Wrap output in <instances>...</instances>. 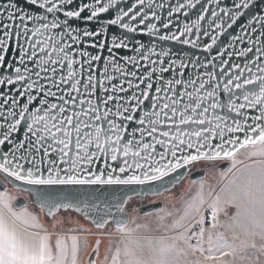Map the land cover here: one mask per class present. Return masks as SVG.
Here are the masks:
<instances>
[{"label": "snow or ice", "instance_id": "6c2138e0", "mask_svg": "<svg viewBox=\"0 0 264 264\" xmlns=\"http://www.w3.org/2000/svg\"><path fill=\"white\" fill-rule=\"evenodd\" d=\"M0 174V264H264V0L0 2Z\"/></svg>", "mask_w": 264, "mask_h": 264}, {"label": "rangeland", "instance_id": "374dc122", "mask_svg": "<svg viewBox=\"0 0 264 264\" xmlns=\"http://www.w3.org/2000/svg\"><path fill=\"white\" fill-rule=\"evenodd\" d=\"M209 166V163L206 162V161H198V162H194L193 163V166H192V169L194 168H200V167H208ZM213 172V173H212ZM207 175H209V177H214L215 179L217 177H219V174H218V170L217 169H214V168H211L207 171ZM211 175V176H210ZM1 176V175H0ZM2 177V176H1ZM189 179L186 177L184 178L179 184H177L176 187H179L181 186L183 183L187 182ZM175 187V188H176ZM8 188L10 190H12V186L10 184H8ZM173 188L170 192H167V193H163L162 195H159V196H154V195H147V196H144L143 198H140V197H133V199L131 201H129V205L126 206V210L128 211L129 213V216L131 217L132 215H134L135 213H133L131 210L132 209H136L140 204H143V203H146V202H150V201H155V200H161L163 202V205L165 206V204L167 203L168 204V201H169V197H172L173 199V193L172 191L175 189ZM22 195L23 197H25L23 194H20ZM140 215V214H139ZM142 216V215H141ZM67 218L69 219H80V220H83V217H81L78 213H75V212H69L67 214ZM85 221V220H83ZM87 222V221H86ZM89 223V222H88ZM72 226V225H71ZM75 227V226H73ZM96 230V229H95ZM109 231H114V227L113 226H109ZM97 231V230H96Z\"/></svg>", "mask_w": 264, "mask_h": 264}, {"label": "water", "instance_id": "95a60500", "mask_svg": "<svg viewBox=\"0 0 264 264\" xmlns=\"http://www.w3.org/2000/svg\"><path fill=\"white\" fill-rule=\"evenodd\" d=\"M0 2H4V0H0ZM142 39H144L146 41L147 37H142ZM226 166H227L226 164H222L221 168H224ZM211 168H212V166L194 168V169H192V172L187 176V178L189 180H197V179L203 178L206 175V172L209 169H211ZM180 171L183 172L184 170L181 169ZM0 175L2 176V177L0 176V191H2L3 190L2 186L7 184V181L5 180V177H4L3 174H0ZM173 175L175 176L176 174H173ZM7 187H8V184H7ZM123 191L124 190L122 189L117 194L118 195L122 194ZM137 191H140V188H137ZM128 194L132 195V197H140V198L144 197V196L136 195V194L132 193L131 191H129ZM148 195H152V194H148ZM23 201H25V197H23L22 195H19L17 202H23ZM161 207H163V202L161 200H155V201H150V202H146V203L140 204L137 208L140 209V213L139 214L143 215V213L145 211H153L155 208H161Z\"/></svg>", "mask_w": 264, "mask_h": 264}, {"label": "crops", "instance_id": "0c3cea01", "mask_svg": "<svg viewBox=\"0 0 264 264\" xmlns=\"http://www.w3.org/2000/svg\"><path fill=\"white\" fill-rule=\"evenodd\" d=\"M213 173V172H212ZM211 176V175H210ZM200 179H205L206 182H207V185H212V186H216L217 187V190H219V187L222 186L220 184H218V180H219V177H217L216 179L214 177H209V175H207V172H206V175L203 177V178H200ZM199 180V179H197ZM190 181L191 180H188L187 182L183 183L181 186L179 187H176L172 193L174 194L173 196V199L172 197H169V201H168V204L171 206L173 204H177V198L179 197L180 193L181 192H185L190 184ZM164 207V205H163ZM71 221H73V223L71 224L72 226H75V227H79V225H84L85 228H90L93 232H95V227L93 225H91L90 223H88V221L86 222L83 221V220H80V219H70ZM78 222V223H77ZM94 240H95V237H92L90 236L89 237V242H90V245L91 246H94ZM107 245V238H104L102 244H101V259L103 258V253H104V250H105V247ZM91 246L89 247L88 251H91ZM87 255H84L82 257V260H87Z\"/></svg>", "mask_w": 264, "mask_h": 264}, {"label": "flooded vegetation", "instance_id": "af4514ba", "mask_svg": "<svg viewBox=\"0 0 264 264\" xmlns=\"http://www.w3.org/2000/svg\"><path fill=\"white\" fill-rule=\"evenodd\" d=\"M209 166H211V165L209 164Z\"/></svg>", "mask_w": 264, "mask_h": 264}]
</instances>
